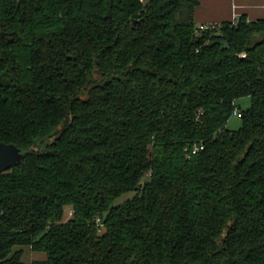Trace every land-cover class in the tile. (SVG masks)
Segmentation results:
<instances>
[{"label": "trees", "instance_id": "obj_1", "mask_svg": "<svg viewBox=\"0 0 264 264\" xmlns=\"http://www.w3.org/2000/svg\"><path fill=\"white\" fill-rule=\"evenodd\" d=\"M198 6L0 0V264H264V20Z\"/></svg>", "mask_w": 264, "mask_h": 264}, {"label": "crops", "instance_id": "obj_2", "mask_svg": "<svg viewBox=\"0 0 264 264\" xmlns=\"http://www.w3.org/2000/svg\"><path fill=\"white\" fill-rule=\"evenodd\" d=\"M197 1L199 6L195 11V22L198 26L234 21L241 16H246L249 21L264 20V0Z\"/></svg>", "mask_w": 264, "mask_h": 264}, {"label": "rangeland", "instance_id": "obj_3", "mask_svg": "<svg viewBox=\"0 0 264 264\" xmlns=\"http://www.w3.org/2000/svg\"><path fill=\"white\" fill-rule=\"evenodd\" d=\"M238 105L242 107L243 109H246L250 107L251 105V100L250 98H244L238 101ZM242 125V121L240 118L237 116L233 115V117L230 119L227 127L230 130H238ZM133 197V193L127 194L123 196L121 199H119L116 203L120 204L126 201L127 199H130ZM70 216V213H69ZM45 258V255L43 253H37V254H32L28 249H25L24 255L22 258V261L24 264H31L33 260L41 261Z\"/></svg>", "mask_w": 264, "mask_h": 264}, {"label": "water", "instance_id": "obj_4", "mask_svg": "<svg viewBox=\"0 0 264 264\" xmlns=\"http://www.w3.org/2000/svg\"><path fill=\"white\" fill-rule=\"evenodd\" d=\"M24 153L15 145L0 143V175L20 163Z\"/></svg>", "mask_w": 264, "mask_h": 264}, {"label": "built area", "instance_id": "obj_5", "mask_svg": "<svg viewBox=\"0 0 264 264\" xmlns=\"http://www.w3.org/2000/svg\"><path fill=\"white\" fill-rule=\"evenodd\" d=\"M140 1H141L143 4H146V3H148L149 0H140ZM237 19H238V18H235V19H234L235 24L237 23ZM206 29H208L207 25H203V26H201V30H202V31H204V30H206ZM234 115H236V116H238V117L241 116L240 113L238 112V110L235 111ZM201 149H202V147L195 146L194 149H193V151H192V153H193V154H196V153L199 152Z\"/></svg>", "mask_w": 264, "mask_h": 264}]
</instances>
